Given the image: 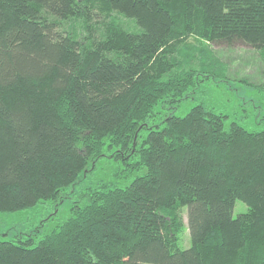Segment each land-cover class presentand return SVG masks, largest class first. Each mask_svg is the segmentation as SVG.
I'll return each instance as SVG.
<instances>
[{"label":"trees","instance_id":"trees-1","mask_svg":"<svg viewBox=\"0 0 264 264\" xmlns=\"http://www.w3.org/2000/svg\"><path fill=\"white\" fill-rule=\"evenodd\" d=\"M213 42L264 61V0H0V211L120 168L55 230L0 240V264H264V128L170 114L227 78Z\"/></svg>","mask_w":264,"mask_h":264},{"label":"rangeland","instance_id":"rangeland-1","mask_svg":"<svg viewBox=\"0 0 264 264\" xmlns=\"http://www.w3.org/2000/svg\"><path fill=\"white\" fill-rule=\"evenodd\" d=\"M190 41L193 44L196 42L193 38ZM211 47L217 59L227 67V78L201 82L188 94L187 100L173 108L170 114L183 116L192 106L201 103L227 115L229 124L234 121L250 130L264 128V88L255 87H264L263 59L244 42H213ZM119 169L111 159H100L91 172L84 173L75 185L65 191L62 202L41 201L33 207L15 212L0 211V240L19 237H33L38 240L40 236L55 230L71 216L74 205L87 204L85 193L91 187L97 186L101 181L114 179V174ZM128 183L125 180L118 181L120 186ZM245 210V205L237 201L234 215L237 216ZM190 245L191 238L187 227L182 234L181 246L186 248Z\"/></svg>","mask_w":264,"mask_h":264}]
</instances>
